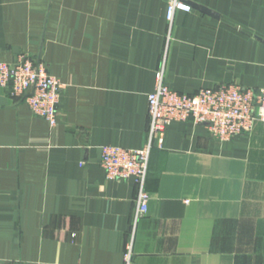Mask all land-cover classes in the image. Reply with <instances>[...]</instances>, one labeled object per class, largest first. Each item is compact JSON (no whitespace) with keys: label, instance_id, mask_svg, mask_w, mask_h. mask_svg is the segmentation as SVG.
<instances>
[{"label":"crops","instance_id":"obj_1","mask_svg":"<svg viewBox=\"0 0 264 264\" xmlns=\"http://www.w3.org/2000/svg\"><path fill=\"white\" fill-rule=\"evenodd\" d=\"M167 39L166 0H0V60L62 84L57 122L0 88V264H264V123L220 141L173 122L137 188L108 179L101 147L146 140L164 62L180 93L264 85V0H187ZM206 8L208 12L199 7Z\"/></svg>","mask_w":264,"mask_h":264},{"label":"built area","instance_id":"obj_2","mask_svg":"<svg viewBox=\"0 0 264 264\" xmlns=\"http://www.w3.org/2000/svg\"><path fill=\"white\" fill-rule=\"evenodd\" d=\"M187 0H166L164 19L167 39L174 15L190 12ZM0 88L11 97L22 99L31 112L49 125L57 122V106L62 84L50 74L44 64L21 55L14 63L0 60ZM146 140L137 149L115 145L101 147L100 166L108 179H131L136 188L133 221L142 217L150 200L146 190L149 155L160 146L165 130L173 122L190 120L206 125L209 133L220 141L249 132L255 122L264 123V85L253 90L234 84L201 88L193 94L171 90L164 83V62L154 73L152 90L147 94ZM125 264H131V244L126 246Z\"/></svg>","mask_w":264,"mask_h":264},{"label":"water","instance_id":"obj_3","mask_svg":"<svg viewBox=\"0 0 264 264\" xmlns=\"http://www.w3.org/2000/svg\"><path fill=\"white\" fill-rule=\"evenodd\" d=\"M197 7H199L201 10H203V11H205V12H208V10H207L206 8H202V7H200V6H197Z\"/></svg>","mask_w":264,"mask_h":264}]
</instances>
